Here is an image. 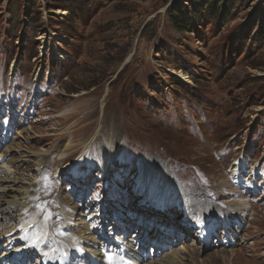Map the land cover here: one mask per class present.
I'll list each match as a JSON object with an SVG mask.
<instances>
[{"label":"rangeland","instance_id":"obj_1","mask_svg":"<svg viewBox=\"0 0 264 264\" xmlns=\"http://www.w3.org/2000/svg\"><path fill=\"white\" fill-rule=\"evenodd\" d=\"M173 1L91 0L82 9L68 2V12L51 0H0V166L19 179L12 198L34 195L43 181V194L31 198L23 220L11 214L4 230L14 233L0 241L14 258L36 236L35 247L45 249L32 259L23 255L22 264L50 258L49 247L53 264H69L66 256L70 264H89L85 249L92 246L83 241L106 238L110 247L115 237L176 252L173 264H264V41L251 38L264 26V0H225L223 19L186 33L169 17ZM115 132L122 153L106 171L101 152L112 148L107 139ZM68 141L75 146L63 150ZM141 156L155 166L137 167ZM238 161L243 169L235 181ZM181 172L188 182L178 180L179 191L192 189L194 179L216 187L203 205L218 214L201 220L203 232L189 226L191 232L178 233L166 218L183 225L195 218L183 213L195 208L188 198L181 208L144 200L159 193L158 183L167 196L166 179ZM243 195L253 208L239 222L229 199ZM19 219L33 228L22 233ZM197 232L201 239L184 247L183 237L193 240ZM218 251L227 257L208 262Z\"/></svg>","mask_w":264,"mask_h":264},{"label":"bare ground","instance_id":"obj_2","mask_svg":"<svg viewBox=\"0 0 264 264\" xmlns=\"http://www.w3.org/2000/svg\"><path fill=\"white\" fill-rule=\"evenodd\" d=\"M61 12L62 11H60L59 13H61ZM183 79H186V76H184ZM114 130H116V129H114ZM117 136H118V134L116 135V132L113 133V134H110L109 135L110 138L107 139V142H108V144H110L112 146V148H110L109 150H106L105 152H103V151L101 152V157H100L101 158V164H103V165L105 164L106 165V171H108L107 169L111 165L112 160L113 159H116L122 153V147L116 145L118 143ZM111 138L114 139L113 143H112V139ZM91 139H93V137H88L85 140V142H83V143H86V147L90 143V140ZM81 143L82 142H80L79 144H81ZM97 143H100V141H97ZM74 146L75 145L72 144L71 141H68L67 143H65L63 145L62 149L63 150H67V149H71ZM96 148H98V147L96 146ZM59 151H58V153H59ZM58 158H60V159L61 158H64V154L61 153ZM153 162H155V160L152 159L150 156H148V157L141 156L139 158V163H138L137 167H139V168H144V167L150 168V167H154L155 165L153 164ZM234 165H235V169L233 171L234 172V176L233 177L236 178L235 181H238V180L241 179V176L238 173H240V171H242V169H243V162L238 161ZM5 167H4V165H1L0 166V241H1V239L4 238L5 232H13V229H7L6 231L4 230V228H8L9 227V226L7 227L8 220L13 215L12 213L13 212L15 213L17 211L18 213H16V214L19 216L20 219L23 220L24 219V216H25V213L28 210V203H30L29 200L31 198V195H30L31 193L30 194L27 193V195L25 197H23L22 199L15 198V197L12 198V196L9 195V193L11 191H15L16 188H14V186H16L17 180H19V179H16V177L12 176L11 175V172L12 171H10L9 169H7V167L6 168ZM61 167H59V169L56 170V173L61 172V171H63L66 168V166H63L62 168ZM177 174H178V178H175L174 177V178L169 179V180H167L165 178L166 181L171 184V188L166 187L168 189L167 190V196L163 192H161V190H159V189H161L162 184H159L158 183V185H159V189H158L159 193L158 194L156 193L157 195L154 196V195H152V194H150L148 192L147 193V194H149L148 196H146V197H144L145 195L143 196L144 197V200H146V201H150V200L153 201V199H158V200H160L163 203L172 202V203H174V204H172V207H174V208H177V207L178 208H181L182 203L183 202H186L187 201L186 198H188L189 199L188 201H190L191 205L192 206H195L196 209L193 208V207L186 209V207H184L185 210H183L184 211L183 213L186 214V218H188V217L189 218H192V217H194V214H195V218H192V220L190 219L189 222H186L185 225L182 224V223H185V221H183V220L182 221L181 220L180 221H175V220L171 219L169 216L166 217V218H167V220L170 223H172L170 225V227L171 228H174L176 230V232H178V233H181V231L182 232L184 231L186 233L190 232L189 231V229H190L189 226L198 227V229L201 232H203V230L205 229V225L202 224L201 220L204 221L208 217L214 216L215 214H218L217 212H215V209L214 208H213V212L212 211H207V207L205 205H203L204 199H208V198H210L212 196H215V193L213 192L212 189L213 188H216V187L211 186L208 182H206V181H204L202 179H199V180H195L194 179V181L193 180H189L190 187L192 189H189L187 191H182V190L179 191L177 189V184L180 183V182H182L183 184H185V183L188 182V179L185 178V177H187V174L186 173L183 174L181 172V173H177ZM147 178L149 179V181L153 182L152 180L154 178L151 175H148ZM42 182L43 181H40L39 182V184H41V189H42ZM209 182H210V180H209ZM150 185H151V183H150ZM41 189H36L35 194L37 193V196L43 194V192L40 191ZM26 190H30V189H26ZM137 190H141L142 191L144 189H137ZM164 190H166V189H164ZM249 190H251V189H249ZM253 190H254V187H253ZM255 191H257V189H255ZM46 192L48 194H50L51 190L50 189H46ZM236 192L237 191L235 190V192H231L230 194L234 195V193H236ZM165 193H166V191H165ZM173 193L176 196H178V197L181 196V195H183V198H181L179 200V202H178L177 201V198L175 200V197H173ZM176 193H178L180 195H178ZM35 194H34V197H35ZM148 197H150V198H148ZM157 197H159V198H157ZM151 198H153V199H151ZM50 199L51 198L48 199V201H47L48 203H51L53 201V200H50ZM245 199L246 198H245L244 195H243L242 198L239 197V196H237L235 200L232 199V197H231V199H229V201L234 202V204L237 206V209H239V210H236L235 214L232 215V219H234L236 221H239V222H242V220L245 219L244 216L246 215V211H248V209H252L253 208V206H250L245 201ZM34 203H35V200H34ZM158 203H160V202H158ZM197 209L200 210V212H198L199 214H197L196 212L193 213L192 210H197ZM157 210H158L157 207H154L153 208V211H157ZM201 210H203V211H201ZM204 210L207 211L206 214L203 213ZM225 212H223L222 215L227 214ZM27 214H28V212H27ZM219 214L221 215V212ZM249 214L250 213H247V216H246L247 221L253 219V218H250V215ZM222 218H223V216H222ZM17 222H18V220H17ZM225 225H226V222H225ZM31 226H32L31 224H28L27 225L26 223H24L21 226L22 231H26V229L27 228H30ZM227 226H228V224H227ZM210 230L211 231L214 230L213 225H211ZM198 232L195 235V238L193 240L190 239V237H189L190 234H187L186 237H183V240H184L183 243L185 244L184 247H191L192 245H190V243H192V242H194V241H196L198 239H201L200 233H198ZM163 233H165V232H163ZM35 237L36 236H32L31 235L29 237V239L25 242V245L24 246H20V247H18V248H16L14 250L15 251L14 258H18V261H15V259L11 256V254H7L5 251H3L2 250V245L0 243V264H21L20 261H24V260L27 259V257H23V255L30 256L29 258L31 259V257H34L35 255H37L38 253H40V249H45V248L35 247V243H34ZM52 239H54V238H52ZM102 239H103L102 242L92 241L93 242L92 244H90L87 241H83L86 244L88 243L89 246H92V248L85 249V252H86V254L88 256V260H90V261H86V262H89V264H173V263H176V260L178 258V256H175L176 255V252L171 253V254H169V253H162V252L161 253L160 252H156L154 250L153 246L151 248H149V249H143L141 245L135 244V242H133V243H128V242L122 243L121 241L118 240L117 237L114 238V241H113V244L114 245L113 246H110V247H107L106 244H105L106 238H102ZM71 240H72V243H74L75 245H77V247H81V245L79 244V238L71 239ZM91 240H93V236L88 237V241H91ZM8 241L9 242L10 241H13V238H9ZM49 241H51V240H49ZM128 241H131V240H128ZM156 243H158V241H154L153 245H155ZM93 244H95V245H93ZM57 245L54 246V247H58ZM46 246L48 247V245H46ZM242 247H246V245H243ZM34 249H35V251H34ZM240 249H241V247H240ZM28 250H30V251L28 252ZM46 251L48 252V256L53 257V249L51 247H49V250L46 249ZM215 254L217 256L216 255L215 256H211V258L208 260V262L218 263L221 259H225V257H227V254L225 252H222V251H218ZM45 255L42 256L41 262L39 261V259H36L37 260V264H53L52 261H51V259H50L51 257L49 258V257H47V255L46 256ZM233 255L234 254H232L231 256H233ZM108 256L110 257V260H111L110 262L106 260ZM69 257L70 256H66V258L68 259L67 262L69 264L70 263H73L72 262L73 261V258H69ZM252 257L259 260V256H254L253 255Z\"/></svg>","mask_w":264,"mask_h":264},{"label":"trees","instance_id":"obj_3","mask_svg":"<svg viewBox=\"0 0 264 264\" xmlns=\"http://www.w3.org/2000/svg\"><path fill=\"white\" fill-rule=\"evenodd\" d=\"M91 0H51V4H56L62 10L71 11L68 2L74 3L78 8L82 9L85 3ZM191 8L188 9L181 2L174 0L168 7L169 17L173 23L174 28L179 33H186L196 30L200 23L210 19H223L227 12V5L225 0H189ZM220 2V3H218ZM28 7V5H27ZM33 7V5L31 6ZM30 8V7H29ZM258 37L264 41V26L260 27L255 33L252 40Z\"/></svg>","mask_w":264,"mask_h":264}]
</instances>
